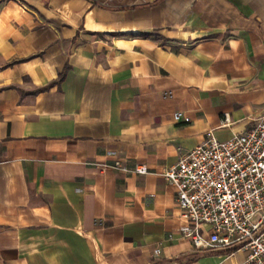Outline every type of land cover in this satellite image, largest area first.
<instances>
[{
    "label": "crops",
    "instance_id": "1",
    "mask_svg": "<svg viewBox=\"0 0 264 264\" xmlns=\"http://www.w3.org/2000/svg\"><path fill=\"white\" fill-rule=\"evenodd\" d=\"M262 115L264 0H0V264H245L161 175Z\"/></svg>",
    "mask_w": 264,
    "mask_h": 264
},
{
    "label": "built area",
    "instance_id": "2",
    "mask_svg": "<svg viewBox=\"0 0 264 264\" xmlns=\"http://www.w3.org/2000/svg\"><path fill=\"white\" fill-rule=\"evenodd\" d=\"M173 119L190 121L180 112ZM105 167L149 174L144 165ZM161 176L175 189L181 236L196 250L237 246L248 251L245 264H264V115L226 141L207 133Z\"/></svg>",
    "mask_w": 264,
    "mask_h": 264
},
{
    "label": "trees",
    "instance_id": "3",
    "mask_svg": "<svg viewBox=\"0 0 264 264\" xmlns=\"http://www.w3.org/2000/svg\"><path fill=\"white\" fill-rule=\"evenodd\" d=\"M60 77L63 78V77H62V74L60 75Z\"/></svg>",
    "mask_w": 264,
    "mask_h": 264
}]
</instances>
